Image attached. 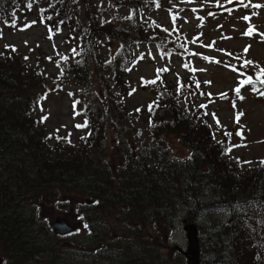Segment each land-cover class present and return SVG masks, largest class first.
<instances>
[{"label":"trees","instance_id":"obj_1","mask_svg":"<svg viewBox=\"0 0 264 264\" xmlns=\"http://www.w3.org/2000/svg\"><path fill=\"white\" fill-rule=\"evenodd\" d=\"M108 2L110 9L130 10L131 18L107 21L104 14L110 10L87 0H0L1 26L19 29L35 14L50 37L67 32L69 49L73 48L64 59L58 57L60 61L49 59L60 68L58 82L44 68L33 67L15 46L5 45L0 52V247L8 263L166 264V231L183 214V221H196L198 214L218 210L223 218L199 228L200 264H264V164L245 168L232 152H225L234 150L231 138L212 135L207 106L195 101L206 97L200 83L193 77L180 79L169 92L165 74L158 73L153 79L156 101L138 113L152 140L131 145L124 139L128 129L123 120L131 116L124 102H116L112 89L124 86L122 72L128 74L140 62L143 47L161 48L162 34L170 33L153 18H145L144 9L158 10L160 1ZM83 13L89 19L86 27L80 25ZM105 41L119 44V51L103 67L107 75L99 95L91 88L92 69L102 66L97 50ZM183 54L180 49L179 56ZM63 78L85 87L82 104L76 99L73 109L83 118L78 130L85 132L82 143H87L67 148L72 140L68 133L64 151L59 140L49 147L60 130L44 137L45 128L38 125L46 121L32 116L33 110H43ZM105 120L118 134L122 149L109 145L99 124ZM169 139L180 149L179 157L172 154ZM63 200L80 218L82 244L61 249L51 239L32 240L40 204L52 201L60 208ZM39 231L51 236L47 227Z\"/></svg>","mask_w":264,"mask_h":264},{"label":"rangeland","instance_id":"obj_2","mask_svg":"<svg viewBox=\"0 0 264 264\" xmlns=\"http://www.w3.org/2000/svg\"><path fill=\"white\" fill-rule=\"evenodd\" d=\"M156 1H160L162 7L158 10L155 7L145 8V18H153L154 24L167 27L170 35H166L165 32L162 34L161 48L158 45L143 47L140 52H144L138 54L140 62L134 65L128 74L122 72L124 86H121L120 89H112V92H117L115 95L112 94L116 98V102H124L128 108V115L131 116L123 120L125 128L128 129L124 134V139L128 140L131 145H140L143 141L152 140L149 127L142 118L138 117L140 110L147 111L146 108L156 101L155 84L147 83L148 81H152L158 73L165 74L163 78L169 83L170 92V88H175L180 79L193 77L192 80L201 84L200 91L206 96L196 97L195 101L207 106L206 110L210 115L208 128L209 131L215 133L212 132V135L218 140L223 137L231 138L232 145H240L234 147L231 152L235 158L242 161L245 168L262 164L261 161H264V97L254 94L251 91V85L241 88L240 95L243 96V99L237 97L234 89L240 80L246 79L247 76H252L255 79L260 68H264V37L260 35L264 33V7H251V4L264 6V0H251V3L249 0H244V3L249 5L248 7H244L239 3V0H233L231 3L228 0ZM87 3L102 9L108 8L110 14H104L107 21L110 19L123 20L132 14L126 8L110 9L108 0H87ZM218 4L222 6H218ZM243 17L251 19L246 21L242 19ZM80 22L81 27L88 25L87 13H83ZM250 25L254 26L253 34L244 35ZM48 32L38 23L35 14L22 22V27L19 29L8 30L0 25V52L5 45L15 46L28 60L34 63L33 67L38 65L39 69L40 67L44 68L51 77L57 78L58 82L60 68L55 62L60 61L58 57L64 59L65 55L73 48L69 49L70 46L66 40L67 32L57 38L50 37V32ZM248 46H250L248 52L245 53L244 49ZM71 47H74V44ZM179 48L184 52L183 57L179 56ZM118 51L119 44L109 41L103 42V47L97 50L98 63L102 66L92 69L91 88L99 95L104 86L102 77L107 75V71L103 67L116 58ZM193 53L197 55H193ZM204 57L209 59H204ZM49 59H53L55 62ZM245 60L253 61L254 64L248 65L246 68L241 67ZM73 64L71 62L68 67L70 68ZM232 68H236L238 71H233ZM162 69L167 70L160 71ZM239 73H244V75L241 76ZM209 81L211 83H206ZM62 84L64 87H60ZM60 85L54 87L47 101L44 102L43 110H33L32 116L34 118L41 116L46 121V124L38 125L41 129L45 128L42 130L44 137L47 133L56 134L57 129L60 130L59 138L55 142H50L49 147H55V143L59 140L63 151L66 150L63 140L70 133L72 140L69 142L70 147L67 148L76 147L75 149H77L80 145L83 146L87 143H82V136L85 132L79 131L80 127H77V125H82L83 118L74 111L73 105L76 99H81L80 104H82L85 87L73 85L66 82L64 78ZM256 86L264 89V85L259 83ZM128 91H133L132 95H128ZM124 92H127L126 98L121 95ZM202 94L200 92V95ZM222 94L226 95L222 96ZM233 102H235V108ZM184 104L183 102L182 105ZM237 113H243L239 123H236ZM113 117L116 116L113 115ZM106 120H109L108 114ZM106 120L99 124L103 126L102 131L104 130L109 145L119 146L122 149L118 134ZM217 121H219V125ZM240 130H242L243 138L237 135ZM226 132L231 136H226ZM167 144L172 154L179 157L180 149L175 148V141L169 139ZM52 203V201H48L40 204L37 210L38 224L30 232L31 239L41 242L51 239L52 243L61 244V249H64L69 243L82 244L81 238H79L83 234L80 232L83 230L82 223L79 222L80 218L74 213L72 207H65L64 203H68V201L63 200L60 208ZM209 214H198L197 220H193V222L201 228L202 224H207L209 220L223 218L218 210L212 211V215ZM186 216L183 214V218H180L174 227L165 233L166 243L162 248V257L169 256L166 264H187L186 258L181 252L180 257L177 256L179 250L186 251L188 246L182 224ZM58 219L67 221L71 226H77L74 233L64 236L53 234L50 227ZM223 221L227 222L228 218ZM45 227L48 228L52 238L39 231V228L44 229ZM4 251L5 249L0 247V258L3 260V264H10L8 256L3 253Z\"/></svg>","mask_w":264,"mask_h":264},{"label":"snow or ice","instance_id":"obj_3","mask_svg":"<svg viewBox=\"0 0 264 264\" xmlns=\"http://www.w3.org/2000/svg\"><path fill=\"white\" fill-rule=\"evenodd\" d=\"M229 3L233 2V0H228ZM239 3L243 4L244 7H248L249 5L248 4H245L244 3V0H239ZM249 3H251V0H249ZM218 6H222V5H219ZM27 7H31V3H29L27 5ZM251 7L253 8H260V7H264L262 5H259V4H251ZM128 18H131V17H128ZM50 19V18H49ZM242 19L246 20V21H250V17H243ZM35 23V22H33ZM30 26V25H29ZM167 31V30H165ZM254 32V26H249V28L246 30V32L244 33V35H252ZM262 37H264V33L260 34ZM8 47V46H6ZM208 47H211V45H208ZM250 46L246 47L244 49V52L247 53L248 52V49H249ZM15 50V49H13ZM193 55H197L196 53H193ZM228 55H231V53H228ZM27 59V58H26ZM204 59H209L208 57H204ZM217 63H219V61H216ZM251 64H254L253 61H250V60H245L243 62V64L241 65V67H247L248 65H251ZM185 67H187V65H185ZM229 67H231L229 65ZM167 69H162L160 71H166ZM233 71H238L236 68H232ZM241 76L244 75V73H239ZM147 83H151V84H155L156 83V80H153V81H148ZM206 83H211L210 81L209 82H206ZM257 83H259L260 85H264V68H260V71L256 74L255 76V79L252 77V76H247L246 79L244 80H240L239 83H238V86L234 89V92L235 94L237 95V97H239L240 99H243V96L240 95V92H241V88H243L245 85H251V91L256 94L257 96L259 97H264V89L262 88H258L256 85ZM197 87H199V84H197ZM223 95H226V94H222ZM233 107L235 108L236 105H235V102H233ZM151 110V108H150ZM139 111V110H138ZM243 115V113H237L236 114V123H239V119H240V116ZM217 124L219 125V121H217ZM77 127H81L80 125H77ZM226 136H231L230 133H225ZM237 135L241 136V138H243V134H242V130L238 131L237 132ZM240 145H233L232 147H239ZM226 153L228 152H231V148H227L225 150ZM247 163H250V162H247ZM262 164H264V161H261Z\"/></svg>","mask_w":264,"mask_h":264},{"label":"water","instance_id":"obj_4","mask_svg":"<svg viewBox=\"0 0 264 264\" xmlns=\"http://www.w3.org/2000/svg\"><path fill=\"white\" fill-rule=\"evenodd\" d=\"M76 227L71 226V224L65 220L58 219L51 225L50 230L53 234L64 236L74 233ZM183 231L186 234L188 246L186 251L181 250V253L186 258L187 264H200L201 248L199 229L198 226L193 223L192 217L183 221ZM0 264H3L1 258Z\"/></svg>","mask_w":264,"mask_h":264}]
</instances>
